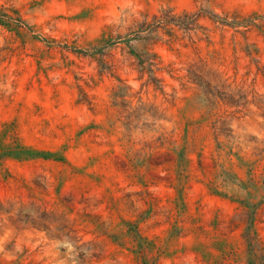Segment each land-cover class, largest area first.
<instances>
[{
  "label": "rangeland",
  "instance_id": "obj_1",
  "mask_svg": "<svg viewBox=\"0 0 264 264\" xmlns=\"http://www.w3.org/2000/svg\"><path fill=\"white\" fill-rule=\"evenodd\" d=\"M0 264H264V0H0Z\"/></svg>",
  "mask_w": 264,
  "mask_h": 264
},
{
  "label": "trees",
  "instance_id": "obj_2",
  "mask_svg": "<svg viewBox=\"0 0 264 264\" xmlns=\"http://www.w3.org/2000/svg\"><path fill=\"white\" fill-rule=\"evenodd\" d=\"M154 20L159 25H168V24L182 25L184 23H188V22H183L180 19V17H177L175 15H165V16L163 15L161 17L156 16ZM217 21H220L223 25H238V24H234L233 22H229L227 19H223V18H217Z\"/></svg>",
  "mask_w": 264,
  "mask_h": 264
}]
</instances>
